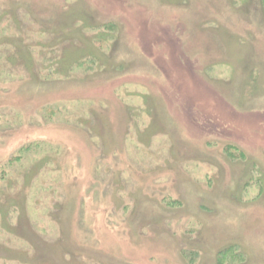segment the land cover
I'll list each match as a JSON object with an SVG mask.
<instances>
[{
  "label": "rangeland",
  "instance_id": "obj_1",
  "mask_svg": "<svg viewBox=\"0 0 264 264\" xmlns=\"http://www.w3.org/2000/svg\"><path fill=\"white\" fill-rule=\"evenodd\" d=\"M0 264H264V0H0Z\"/></svg>",
  "mask_w": 264,
  "mask_h": 264
},
{
  "label": "trees",
  "instance_id": "obj_2",
  "mask_svg": "<svg viewBox=\"0 0 264 264\" xmlns=\"http://www.w3.org/2000/svg\"><path fill=\"white\" fill-rule=\"evenodd\" d=\"M2 52H4L5 54H8V53H10L11 52V50L8 48V46H6V45H4L3 47H2ZM53 52H54V50H53ZM9 55V54H8ZM10 59L12 58L11 57V53H10V55L8 56ZM61 58H58L57 59V61L59 62V64L61 63ZM56 61V60H55ZM54 61V62H55ZM67 77V76H66Z\"/></svg>",
  "mask_w": 264,
  "mask_h": 264
}]
</instances>
